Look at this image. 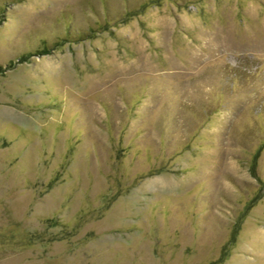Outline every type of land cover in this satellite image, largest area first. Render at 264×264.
<instances>
[{"label":"rangeland","instance_id":"obj_1","mask_svg":"<svg viewBox=\"0 0 264 264\" xmlns=\"http://www.w3.org/2000/svg\"><path fill=\"white\" fill-rule=\"evenodd\" d=\"M0 264H264V0H0Z\"/></svg>","mask_w":264,"mask_h":264}]
</instances>
